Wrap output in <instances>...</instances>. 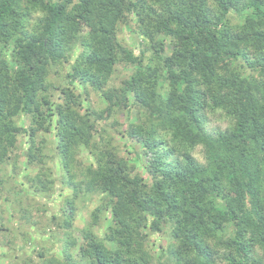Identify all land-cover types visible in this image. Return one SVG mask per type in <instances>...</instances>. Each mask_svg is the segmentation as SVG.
<instances>
[{
	"label": "trees",
	"instance_id": "1",
	"mask_svg": "<svg viewBox=\"0 0 264 264\" xmlns=\"http://www.w3.org/2000/svg\"><path fill=\"white\" fill-rule=\"evenodd\" d=\"M6 167L13 222L71 191L20 264H264V0H0Z\"/></svg>",
	"mask_w": 264,
	"mask_h": 264
},
{
	"label": "rangeland",
	"instance_id": "2",
	"mask_svg": "<svg viewBox=\"0 0 264 264\" xmlns=\"http://www.w3.org/2000/svg\"><path fill=\"white\" fill-rule=\"evenodd\" d=\"M137 43V42H136ZM92 101L95 104H100L99 97L96 95H92ZM211 127H226L227 121L226 119L221 118L219 115L213 117L211 119ZM85 157L87 155L84 152ZM200 157V156H199ZM4 171L0 172V177H4V175L10 172V167H6ZM28 172H33L31 168L25 170ZM24 171V173H26ZM23 175V174H21ZM27 186V183L25 184ZM1 193V192H0ZM71 191L69 189H62L61 184L58 182L55 185V190L51 193H48V195H45L44 193H37L33 194L30 193V196L25 201H16L15 208L16 209H22L23 206L31 205L32 209V217L38 221L40 226L38 225H32V224H20V222H13V214H12V207L13 205L10 204V202H7L5 200H2L0 197V224L5 223L10 228L14 229L15 226H17V230H15L14 233H18L21 231L28 233L27 242L25 243L22 235L19 236L20 238L18 241H13L14 233L10 232L7 234L5 241L3 243H0V264H20L21 258L25 254L28 256L32 251H36L41 249V247H46L49 251V253H54L61 255L60 252V246L59 242L55 237L52 235V232L47 234H42L40 232V228L46 226L44 225L47 221L45 220V217L40 216V212L42 209H46L45 216L47 218H50L52 216L60 215L61 212V206L63 204V201L65 197L69 196ZM98 204L97 200L89 201L87 202L86 207H81L78 209V215L75 220V224L78 226H81L85 223L86 220H88V212L91 211V209L95 208ZM41 207L40 209H38ZM108 219L110 218V214H107L106 216ZM44 219V220H42ZM109 220H106V223H108ZM97 233L101 234L100 229H97ZM62 236V234L60 235ZM153 240L155 244H159L162 242V236L160 234H154ZM22 245V246H21ZM35 262H38L37 256L34 258Z\"/></svg>",
	"mask_w": 264,
	"mask_h": 264
}]
</instances>
